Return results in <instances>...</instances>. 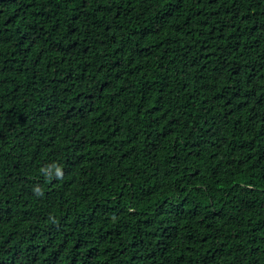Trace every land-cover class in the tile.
<instances>
[{"label": "trees", "instance_id": "16d2710c", "mask_svg": "<svg viewBox=\"0 0 264 264\" xmlns=\"http://www.w3.org/2000/svg\"><path fill=\"white\" fill-rule=\"evenodd\" d=\"M0 264H264V0H0Z\"/></svg>", "mask_w": 264, "mask_h": 264}]
</instances>
